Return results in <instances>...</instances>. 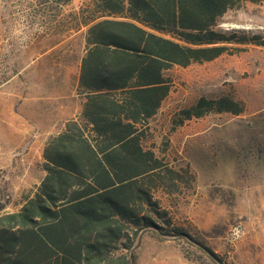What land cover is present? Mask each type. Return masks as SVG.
Returning a JSON list of instances; mask_svg holds the SVG:
<instances>
[{
	"label": "rangeland",
	"instance_id": "1",
	"mask_svg": "<svg viewBox=\"0 0 264 264\" xmlns=\"http://www.w3.org/2000/svg\"><path fill=\"white\" fill-rule=\"evenodd\" d=\"M90 0H0V202L17 211L44 176L42 151L76 120ZM264 39V3L243 1L217 22ZM210 62L174 66L168 96L142 139L178 173L177 190L156 192L182 235L143 231L136 264H264V47L246 46ZM228 97L239 115L208 113L173 125L199 98Z\"/></svg>",
	"mask_w": 264,
	"mask_h": 264
},
{
	"label": "trees",
	"instance_id": "2",
	"mask_svg": "<svg viewBox=\"0 0 264 264\" xmlns=\"http://www.w3.org/2000/svg\"><path fill=\"white\" fill-rule=\"evenodd\" d=\"M243 1L264 3L90 0L77 28H85L79 115L45 143L44 176L33 195L14 212H3L0 202V264H136L143 231L182 235L155 198L177 190L178 173L142 139L169 94L167 70L238 53L240 46L264 47L257 35L215 30ZM243 111L228 97H201L172 123Z\"/></svg>",
	"mask_w": 264,
	"mask_h": 264
}]
</instances>
